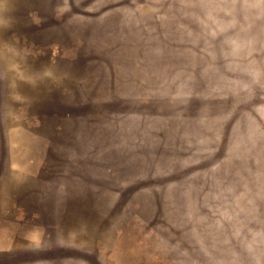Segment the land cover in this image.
<instances>
[{
  "label": "rangeland",
  "instance_id": "1",
  "mask_svg": "<svg viewBox=\"0 0 264 264\" xmlns=\"http://www.w3.org/2000/svg\"><path fill=\"white\" fill-rule=\"evenodd\" d=\"M0 264H264V0H0Z\"/></svg>",
  "mask_w": 264,
  "mask_h": 264
}]
</instances>
